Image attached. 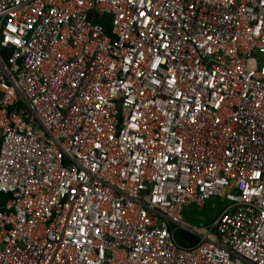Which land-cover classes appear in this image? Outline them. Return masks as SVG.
Wrapping results in <instances>:
<instances>
[{
    "label": "built area",
    "instance_id": "obj_1",
    "mask_svg": "<svg viewBox=\"0 0 264 264\" xmlns=\"http://www.w3.org/2000/svg\"><path fill=\"white\" fill-rule=\"evenodd\" d=\"M0 264H264V0H0Z\"/></svg>",
    "mask_w": 264,
    "mask_h": 264
},
{
    "label": "rangeland",
    "instance_id": "obj_2",
    "mask_svg": "<svg viewBox=\"0 0 264 264\" xmlns=\"http://www.w3.org/2000/svg\"><path fill=\"white\" fill-rule=\"evenodd\" d=\"M222 206L217 198L211 197L201 207L186 206L183 209V219L191 225H204L212 221Z\"/></svg>",
    "mask_w": 264,
    "mask_h": 264
},
{
    "label": "trees",
    "instance_id": "obj_3",
    "mask_svg": "<svg viewBox=\"0 0 264 264\" xmlns=\"http://www.w3.org/2000/svg\"><path fill=\"white\" fill-rule=\"evenodd\" d=\"M175 238L178 242L184 245H191L198 239L194 233L182 228L176 229Z\"/></svg>",
    "mask_w": 264,
    "mask_h": 264
}]
</instances>
